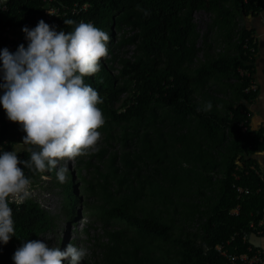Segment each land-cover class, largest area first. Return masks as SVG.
I'll use <instances>...</instances> for the list:
<instances>
[{"label":"trees","instance_id":"obj_1","mask_svg":"<svg viewBox=\"0 0 264 264\" xmlns=\"http://www.w3.org/2000/svg\"><path fill=\"white\" fill-rule=\"evenodd\" d=\"M72 1L89 6L64 16L59 31L91 23L110 42L101 71L85 78L103 98L98 107L106 119L98 129L104 146L99 142V151L77 166L82 192L95 199L81 200L68 172L60 183L63 213L71 220L82 201L103 222L101 264H231L218 247L247 253L248 234L264 231V182L254 158L264 152V135L262 127H250L247 106L258 87L246 90L255 83L257 45L244 22L260 14L263 0H8L0 28H34L50 4ZM199 10L210 14L205 32L194 17ZM212 32L223 44L216 53L208 49ZM0 39L14 53L28 44ZM207 102L212 110L199 111ZM24 135L0 104V139L12 149ZM111 143L119 147L110 151ZM24 172L34 180L40 174ZM237 185L249 192L239 193ZM10 207L16 236L0 243V264H14L17 247L51 230L58 218L32 198Z\"/></svg>","mask_w":264,"mask_h":264},{"label":"clouds","instance_id":"obj_2","mask_svg":"<svg viewBox=\"0 0 264 264\" xmlns=\"http://www.w3.org/2000/svg\"><path fill=\"white\" fill-rule=\"evenodd\" d=\"M13 32L25 34L28 44H20L15 53L8 48L0 51V104L8 120L18 123L25 135L12 151L0 148V243L4 245L16 236L10 204L19 205L32 197V181L24 168L55 171L63 184L69 169L60 166L62 162L99 151L102 133L98 129L106 123L98 107L103 98L85 78L101 71L110 42L107 32L85 22L65 32L41 19L34 28L15 27ZM212 107L207 102L198 110L208 112ZM21 152L28 158L20 159ZM88 255L87 248L72 243L61 250L35 239L25 241L12 259L14 264H82Z\"/></svg>","mask_w":264,"mask_h":264},{"label":"rangeland","instance_id":"obj_3","mask_svg":"<svg viewBox=\"0 0 264 264\" xmlns=\"http://www.w3.org/2000/svg\"><path fill=\"white\" fill-rule=\"evenodd\" d=\"M194 17L199 30L205 32L207 30V24L210 21V14L203 10H199L194 13ZM120 33L121 30L117 32L118 35H120ZM210 36H214V40L210 42L212 46L208 48L209 51L211 53L219 52L223 44L220 39L216 37V33L212 32ZM200 57H202V52L200 53ZM100 143L104 146L103 140H101ZM118 145L117 143H111L109 150L111 151L118 148ZM89 159H91L90 155L81 156L74 161L62 162L60 166L68 167L69 172L72 173L74 180L77 182L76 192L81 196V200H90V202H93V199H95L94 196H90L88 192H82L83 183L77 170L79 160L87 162ZM94 161H97V159L94 158L93 162ZM103 165V170L107 171L105 164ZM81 173L83 175H88L87 168L83 167ZM31 181V198L45 211L58 216L55 220V226L51 230L40 235L38 239L44 240L49 246L60 247L61 250H64L69 243H72L76 247L87 248L89 250V255L82 264H101L104 248L103 242L107 241V236L104 235L103 222L94 214L89 213L90 210L84 206L82 201L76 206L78 214H75L71 220L67 218L63 213V187L57 180L55 172L53 174L51 172L40 173L35 180L31 178ZM114 226L116 228L121 227L118 223H115ZM19 247L20 246H18L17 249ZM63 264H68V262L64 261Z\"/></svg>","mask_w":264,"mask_h":264},{"label":"crops","instance_id":"obj_4","mask_svg":"<svg viewBox=\"0 0 264 264\" xmlns=\"http://www.w3.org/2000/svg\"><path fill=\"white\" fill-rule=\"evenodd\" d=\"M264 2V0H263ZM2 3L0 1V12L6 10L1 9ZM260 16L248 15L244 17L246 26L253 30V37L257 45V55L255 58V73L254 79L258 87V94L252 102L247 103L250 108V127L252 129H260L264 125V7L259 14ZM3 27L0 28V37L3 38ZM1 49L8 48L14 53V50L9 46L2 44L0 39ZM7 45V44H6ZM2 65V61H0ZM254 158L258 162L259 169L264 172V152H258ZM264 224V220H261V225ZM248 240L251 244V248L254 250H262L264 252V231H258L257 233L248 234ZM259 264H264L262 261Z\"/></svg>","mask_w":264,"mask_h":264},{"label":"built area","instance_id":"obj_5","mask_svg":"<svg viewBox=\"0 0 264 264\" xmlns=\"http://www.w3.org/2000/svg\"><path fill=\"white\" fill-rule=\"evenodd\" d=\"M2 3L1 9L6 10L7 9V1L8 0H0ZM54 1V0H51ZM72 4L70 5H66L65 3L61 4V5H55V4H50L44 12V20L46 23H48L51 26H54L55 29L57 31H59L60 27H61V22L62 19L64 18V16H68L69 12H71V14L74 15H80V14H84L85 10L87 9V7L89 6L86 3H80L79 1H72ZM48 12H51L53 15H49ZM31 29V28H30ZM15 28L10 27V26H5L3 32V36H8L9 39L11 41H25V34L24 35H16L14 34ZM245 47L247 49H249V51L251 53L255 52V48L253 46H250L249 43H245ZM250 88L252 89H257V85L256 83H253L249 88H247L246 90H249ZM19 125V124H18ZM20 126V125H19ZM243 129H247L246 125H243ZM263 128V135H264V125H262ZM11 143L8 139H0V148H2L3 150L10 147V149L8 151H12L13 147L11 149ZM15 147V146H14ZM260 176L264 182V172L260 173ZM237 191L241 194L243 193H248L249 189L248 188H244L242 186H235ZM263 190H264V185H263ZM15 203V202H13ZM219 250L221 251V253L223 255H225L231 264H259L262 261H264V252L262 250H254L251 248V250L247 253H242V254H233V253H229L227 250L222 249L221 247H218Z\"/></svg>","mask_w":264,"mask_h":264},{"label":"water","instance_id":"obj_6","mask_svg":"<svg viewBox=\"0 0 264 264\" xmlns=\"http://www.w3.org/2000/svg\"><path fill=\"white\" fill-rule=\"evenodd\" d=\"M258 16H260V15H258Z\"/></svg>","mask_w":264,"mask_h":264}]
</instances>
